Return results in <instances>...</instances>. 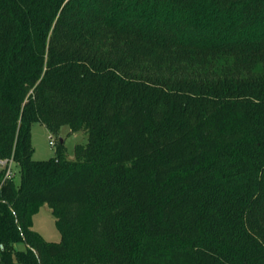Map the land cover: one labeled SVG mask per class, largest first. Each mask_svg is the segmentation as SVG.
Here are the masks:
<instances>
[{
	"label": "trees",
	"instance_id": "trees-1",
	"mask_svg": "<svg viewBox=\"0 0 264 264\" xmlns=\"http://www.w3.org/2000/svg\"><path fill=\"white\" fill-rule=\"evenodd\" d=\"M0 160V264H264V0H0Z\"/></svg>",
	"mask_w": 264,
	"mask_h": 264
},
{
	"label": "rangeland",
	"instance_id": "rangeland-1",
	"mask_svg": "<svg viewBox=\"0 0 264 264\" xmlns=\"http://www.w3.org/2000/svg\"><path fill=\"white\" fill-rule=\"evenodd\" d=\"M60 139L63 141V151L67 158H74V145L85 143L86 134L83 131L70 132L67 126L60 128L57 135L49 134L46 127L41 123H33L31 125V144L34 148L32 158L35 160H43L56 155V151L60 144ZM52 144H49V141ZM5 161L1 162L4 164ZM1 168V165H0ZM9 168L14 174V178L18 181V174L13 163H9ZM32 228L39 232L47 241L57 242L60 239L59 231L55 226L54 217L50 213L47 204L39 207L38 211L32 216ZM21 247V245H17Z\"/></svg>",
	"mask_w": 264,
	"mask_h": 264
},
{
	"label": "built area",
	"instance_id": "built-area-1",
	"mask_svg": "<svg viewBox=\"0 0 264 264\" xmlns=\"http://www.w3.org/2000/svg\"><path fill=\"white\" fill-rule=\"evenodd\" d=\"M49 144H52V141L51 140L49 141ZM9 174H10V171L7 170L5 175L8 176Z\"/></svg>",
	"mask_w": 264,
	"mask_h": 264
},
{
	"label": "crops",
	"instance_id": "crops-1",
	"mask_svg": "<svg viewBox=\"0 0 264 264\" xmlns=\"http://www.w3.org/2000/svg\"><path fill=\"white\" fill-rule=\"evenodd\" d=\"M4 161V160H3ZM2 160H0V165H3V164H1V162H3ZM5 163V162H4ZM10 163V162H9Z\"/></svg>",
	"mask_w": 264,
	"mask_h": 264
},
{
	"label": "water",
	"instance_id": "water-1",
	"mask_svg": "<svg viewBox=\"0 0 264 264\" xmlns=\"http://www.w3.org/2000/svg\"><path fill=\"white\" fill-rule=\"evenodd\" d=\"M60 142H62V139H60Z\"/></svg>",
	"mask_w": 264,
	"mask_h": 264
}]
</instances>
